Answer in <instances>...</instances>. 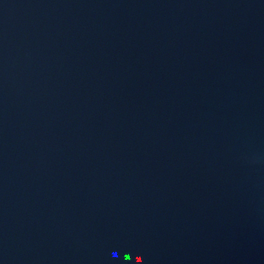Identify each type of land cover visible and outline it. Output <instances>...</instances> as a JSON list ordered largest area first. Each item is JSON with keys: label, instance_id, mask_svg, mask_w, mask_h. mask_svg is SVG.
Instances as JSON below:
<instances>
[{"label": "water", "instance_id": "obj_1", "mask_svg": "<svg viewBox=\"0 0 264 264\" xmlns=\"http://www.w3.org/2000/svg\"><path fill=\"white\" fill-rule=\"evenodd\" d=\"M0 264H264V0H0Z\"/></svg>", "mask_w": 264, "mask_h": 264}]
</instances>
